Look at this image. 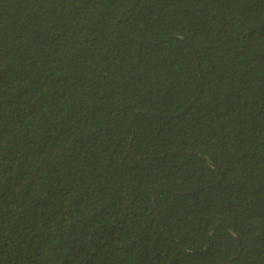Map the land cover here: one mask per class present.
Wrapping results in <instances>:
<instances>
[{
	"label": "trees",
	"instance_id": "trees-1",
	"mask_svg": "<svg viewBox=\"0 0 264 264\" xmlns=\"http://www.w3.org/2000/svg\"><path fill=\"white\" fill-rule=\"evenodd\" d=\"M0 264H264V0H0Z\"/></svg>",
	"mask_w": 264,
	"mask_h": 264
}]
</instances>
